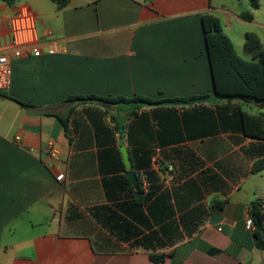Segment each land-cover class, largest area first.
Instances as JSON below:
<instances>
[{
	"label": "crops",
	"instance_id": "0c3cea01",
	"mask_svg": "<svg viewBox=\"0 0 264 264\" xmlns=\"http://www.w3.org/2000/svg\"><path fill=\"white\" fill-rule=\"evenodd\" d=\"M22 6L42 53L12 58L0 91V264H264L245 227L254 200L264 212V168L253 169L264 138L238 116L264 114V101L214 95L202 27L203 13L221 21V9L230 26L248 21L243 11L217 0H0V46ZM90 94L155 102L64 101Z\"/></svg>",
	"mask_w": 264,
	"mask_h": 264
},
{
	"label": "trees",
	"instance_id": "16d2710c",
	"mask_svg": "<svg viewBox=\"0 0 264 264\" xmlns=\"http://www.w3.org/2000/svg\"><path fill=\"white\" fill-rule=\"evenodd\" d=\"M12 4L15 0H2ZM57 7H63L67 0H52ZM254 8L258 7L256 0L252 3ZM239 16L244 20H252V14L241 12ZM202 27L206 44L207 55L211 68L214 86V95L227 99L241 98L245 100L264 101V50L260 36L253 31L245 33L244 48L252 55V60H246L237 55L233 40L224 32L219 17L213 13L202 14ZM209 94L192 95L186 98L166 99L168 101H191L208 97ZM84 100H99L101 102H123L143 101L152 103L155 100L143 97H126L120 95L97 96L72 95L64 99L66 102H77ZM157 102V101H156ZM240 123L246 134L264 138V114L238 111ZM63 120V117L58 116ZM264 168V158L258 160L254 170ZM250 215L253 219V234L256 244L264 247V212L262 204L258 200L251 203ZM159 258H155L158 260Z\"/></svg>",
	"mask_w": 264,
	"mask_h": 264
},
{
	"label": "built area",
	"instance_id": "2783aa9c",
	"mask_svg": "<svg viewBox=\"0 0 264 264\" xmlns=\"http://www.w3.org/2000/svg\"><path fill=\"white\" fill-rule=\"evenodd\" d=\"M35 15L22 6L9 20L10 42L0 46V91L9 88L12 78L11 59L25 56H39L42 53L40 41L35 28ZM49 53L53 52L48 48ZM245 227L253 229L254 223L249 215L245 220Z\"/></svg>",
	"mask_w": 264,
	"mask_h": 264
},
{
	"label": "rangeland",
	"instance_id": "374dc122",
	"mask_svg": "<svg viewBox=\"0 0 264 264\" xmlns=\"http://www.w3.org/2000/svg\"><path fill=\"white\" fill-rule=\"evenodd\" d=\"M253 1L254 0H217L219 6L223 5L231 10L249 12L253 16L251 21L239 22L232 19V25L229 26L222 10L220 9L217 11L221 18L224 32L234 42L237 55L246 60H252V58L244 49L245 36L242 33L243 31L256 32L260 36L262 49L264 50V0H256L258 2L257 8L253 7ZM243 109L250 110L246 105L243 106Z\"/></svg>",
	"mask_w": 264,
	"mask_h": 264
},
{
	"label": "water",
	"instance_id": "95a60500",
	"mask_svg": "<svg viewBox=\"0 0 264 264\" xmlns=\"http://www.w3.org/2000/svg\"><path fill=\"white\" fill-rule=\"evenodd\" d=\"M120 149H121V153H122L125 169H126V172H127V176L130 178L133 187L136 190H138V180H137V177H136L135 173L132 170V167H131V164H130V161H129V157L127 155V150L125 149L124 146H120Z\"/></svg>",
	"mask_w": 264,
	"mask_h": 264
}]
</instances>
